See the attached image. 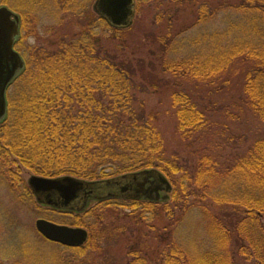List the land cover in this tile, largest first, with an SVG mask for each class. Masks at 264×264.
<instances>
[{"label":"trees","instance_id":"16d2710c","mask_svg":"<svg viewBox=\"0 0 264 264\" xmlns=\"http://www.w3.org/2000/svg\"><path fill=\"white\" fill-rule=\"evenodd\" d=\"M204 1L169 0L177 9L164 17L166 22L169 19L166 33L155 32L159 18L151 22L150 29L142 30L144 41L151 40V48L136 56L125 55L129 50L125 37L134 30L132 21L128 27L116 29L97 15L79 10L75 14L79 31L69 40L62 35L54 53H42L41 48L23 53L27 56L24 69L12 81L28 77L26 83L31 87L17 90L19 97L7 98L11 116L24 117L25 122L20 127L12 126L18 120L10 119L11 126L5 118L0 122V146L6 148H0V157L10 150V137H15L26 143L27 154L20 158H28L30 168L42 177L69 175L98 181L156 170L169 181L166 200L102 201L105 206H140L151 220H158L156 208H162L160 224L148 223L156 231L153 240L146 243L141 239L139 249L128 250L125 264H264V0ZM179 11L188 16L196 13V18L189 26L171 32L168 25ZM213 21L223 28L207 35L199 26ZM99 26L110 31L108 44L97 39ZM196 39L206 41L198 55L182 56L181 45H194ZM234 75L241 79V91L232 97L235 104L222 103L215 110L209 97L227 94ZM210 86L215 92L206 95L208 101L194 91ZM149 90L170 91L175 128L189 151L185 160L166 154L154 126L155 114L146 113L139 100ZM217 113L242 124L239 118L245 116L259 129L251 135H235L229 126L215 124V130L212 122ZM84 135L91 137L87 155L80 153L79 139ZM211 137L237 139L216 151L209 146ZM36 148L40 158L34 162L32 149ZM54 153L65 159L59 166L47 164ZM28 197L35 199L31 193ZM89 213L84 210L73 215L81 218ZM190 214L201 217L200 229L208 243L205 248L190 251L184 246L187 240L180 232ZM80 225L88 229V224ZM84 246L64 248L73 252L69 264L83 261ZM10 255L13 252L2 256ZM5 257L0 255V261Z\"/></svg>","mask_w":264,"mask_h":264},{"label":"rangeland","instance_id":"374dc122","mask_svg":"<svg viewBox=\"0 0 264 264\" xmlns=\"http://www.w3.org/2000/svg\"><path fill=\"white\" fill-rule=\"evenodd\" d=\"M95 1L96 0H0V6L7 7L19 17V36L14 43V50L19 53L24 62L27 56L23 53L26 52L31 54L35 52L36 49L40 48L42 53H54L58 46L57 41L60 40L62 35L63 37L66 35V40L74 36L75 33L79 31L78 25L76 24L78 19L75 14L80 10L84 12L85 15L88 13L96 16L93 12ZM163 1L164 0H134V15L132 17L134 30L131 32V35L125 37V39L128 40L125 42V46L129 47L125 55L136 56L146 54L148 49L151 48V44L149 43L151 40H147L146 38L144 41L145 34L142 30L147 28L150 29L153 25L151 22H154L156 19L159 18L157 20L158 22H155L157 27L154 26L156 34L166 33V23L169 19L166 22L164 21V17L169 16L177 8L176 6L172 7L173 5L169 3V0H165L166 3L164 4ZM211 2L213 5V1ZM204 3H206V0ZM209 3L210 2L207 1V5ZM191 11L195 10L191 8ZM195 16L196 13L188 16L179 11L176 18L173 19L172 24L168 25L172 28L171 32L182 29L184 26H189V23L194 22ZM211 23L212 24H208L207 26L204 25V27H199L203 28L202 31H206L207 35L214 33L218 27L220 29L223 28V26H219V24H216L214 21ZM100 26L95 30L97 39L103 45L108 44L107 37L110 36V31L107 28L100 29ZM191 35L194 36L195 34ZM182 36L183 34L178 36V38ZM120 37L122 36L118 35L117 38ZM194 43V45L192 42H190V44L188 42L183 43L181 45V55L184 57H194L198 55L199 50L206 44V41L198 42V39H196ZM163 76L174 82L170 75L165 74ZM234 77L235 78L231 80L232 85L229 86V92L225 95L217 97L214 93L213 86L208 88H194V91L196 90L205 96V99L209 92L214 93L211 94L209 99L215 110L219 109L222 103L234 105L235 102L232 97L236 98L237 94L241 91V79L236 78V75H234ZM19 80L14 81L6 92V115L4 122L7 121L8 126H11L8 124L10 121L13 122V120H18V117L15 119V117L11 116L13 114H11L7 98L19 97L21 94L17 95V90H26L28 87H31L28 85V77L25 78L22 76ZM190 88L193 87L191 86ZM140 97L139 100L144 106L145 112L155 114L156 122L154 126L162 136L161 138L163 139L166 154L168 156L177 154L181 160L188 158L189 151L183 146L175 128V119L172 116L170 91L165 90L159 92L149 90L144 95H140ZM207 104H209V102H207ZM138 106L139 105L136 104L135 108ZM75 108L77 109L78 107ZM230 110L232 111L231 107ZM217 115L212 125L215 126V124H219L220 127L225 125V127L229 126L232 133L235 135H237L238 132L251 135L254 133L255 129L257 131L259 129L255 121H248L245 116H240L239 118H242V124L236 122V120H227L223 116H219L218 113ZM24 122V117H21L18 121L13 122L12 126L20 127L21 123ZM217 128V126L214 127L215 130H217ZM226 135L228 136V133H226ZM248 138L250 139L251 137ZM236 139L237 137H211L209 146L217 151V149H222L224 144L228 146L233 142L232 140ZM9 140L12 142L10 150H6V153L0 157V255L1 257H5L2 256L4 253L13 252V256L10 255L1 258L2 261H0V264H40V261L44 259H46V264L72 263L73 252L64 250V248L69 249L68 247L62 246L61 248L59 244L44 242L40 238L34 225L37 219H44L54 224L68 227H81V223L85 226L88 224V229L86 230L87 240L84 243L85 246L83 245L85 248L82 249V255L80 256V258L83 257V261H79L78 259L80 264H122L123 262L125 264L123 259L128 250L139 249L137 244L141 239L145 242L147 239L150 241L153 240L156 231L153 232L148 223H156L158 221V225L160 224L163 215L160 206L156 208L160 217L158 220H151L148 215L142 214V211L139 210L141 207L137 205L120 206L109 204L105 206L102 202L95 203L94 201H89L84 209L90 211V213L87 214L88 216L84 217L80 215L81 218H75L71 212L55 210L38 205L35 203V199L29 200L28 196L31 191L27 181L31 176L39 175L35 174L30 168L28 158H20L21 155L27 151L25 150L26 143H24V139L18 138L15 140V137H10ZM90 141L91 137L86 136L79 139V142L83 146L81 148L83 151L80 153L87 155L88 150H86V147H88ZM0 148L3 150L6 149L1 146ZM37 152V148L32 149L34 162L40 158V155H36ZM54 156L55 157H50L48 159L47 164H57L59 166L60 163L65 160L63 157L62 159L57 158L55 153ZM80 162L84 165L88 164L86 160L83 159H81ZM64 176L69 175H61L58 177ZM81 180L92 181V179ZM188 217L190 218L185 221L182 229L183 231L180 232L183 239L187 240L186 244L183 242L185 248L190 251L193 250L194 247L205 248L208 246V243L205 241L202 230L200 229L201 217L198 214H190ZM145 246L146 244L144 247ZM140 251H144V249ZM108 258H111V260Z\"/></svg>","mask_w":264,"mask_h":264},{"label":"water","instance_id":"95a60500","mask_svg":"<svg viewBox=\"0 0 264 264\" xmlns=\"http://www.w3.org/2000/svg\"><path fill=\"white\" fill-rule=\"evenodd\" d=\"M133 6L134 0H96L93 11L111 27L123 29L131 24ZM18 36V15L0 6V122L6 115L7 87L24 69L23 59L13 48ZM27 184L39 205L75 213L82 212L89 201L166 200L171 190L169 181L156 170L98 181L33 175ZM34 225L45 240L63 247L80 248L87 240V231L80 227L57 225L44 219H37Z\"/></svg>","mask_w":264,"mask_h":264},{"label":"flooded vegetation","instance_id":"af4514ba","mask_svg":"<svg viewBox=\"0 0 264 264\" xmlns=\"http://www.w3.org/2000/svg\"><path fill=\"white\" fill-rule=\"evenodd\" d=\"M96 203V201H94ZM75 214V213H74ZM83 228V227H82ZM86 230V229H85Z\"/></svg>","mask_w":264,"mask_h":264}]
</instances>
